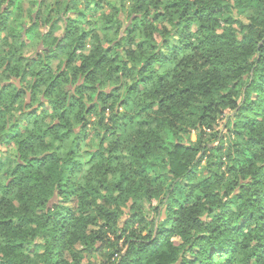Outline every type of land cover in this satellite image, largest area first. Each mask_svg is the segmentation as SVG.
<instances>
[{
    "label": "trees",
    "instance_id": "trees-1",
    "mask_svg": "<svg viewBox=\"0 0 264 264\" xmlns=\"http://www.w3.org/2000/svg\"><path fill=\"white\" fill-rule=\"evenodd\" d=\"M106 2L54 0L29 27L0 13V141L18 147L0 151V264H264V0H132L115 32L86 18ZM91 115L94 165L50 153ZM123 200L142 231L119 227Z\"/></svg>",
    "mask_w": 264,
    "mask_h": 264
},
{
    "label": "rangeland",
    "instance_id": "rangeland-1",
    "mask_svg": "<svg viewBox=\"0 0 264 264\" xmlns=\"http://www.w3.org/2000/svg\"><path fill=\"white\" fill-rule=\"evenodd\" d=\"M125 4V9L123 14H120L118 17V8L120 7V0H109V2H106L104 4V7L100 11L96 12H89L87 11V20H90L92 22H96L98 26H103L108 19V22L115 21V30H120L124 28L128 23V17L130 14V9L132 7V0H123ZM54 0H0V13H4L5 15L8 16L9 20V25L12 27H16L17 25L20 27L21 25H26L27 27L30 26L31 24V15L34 14L33 16L37 18L38 13H44L46 14L48 11L52 10L50 7H53ZM92 6V10H93ZM56 8H53V11ZM63 9V8H62ZM90 9V10H91ZM75 11L70 14L69 18L71 19H77L79 16L80 11H83V3L78 2V5L74 9ZM43 15V14H42ZM54 17L57 16V14H53ZM252 17L251 13H247L245 15L240 16L239 18L245 23L249 24V20ZM39 18V17H38ZM125 25V26H123ZM60 29L59 31L55 34L57 38H62L64 35V26L62 22H59ZM49 27V26H48ZM91 27L90 24L85 25V29L88 30ZM118 28V29H116ZM49 28H46V31H48ZM101 36H103V32L100 31ZM5 34H2L0 37H4ZM31 39H25V46L21 48L20 53L24 57H31L34 55V53L37 51H40L42 46L40 42H42V34H37L35 36L30 35L29 36ZM39 44V45H38ZM38 45V47H37ZM37 47V49H36ZM105 47H107V44L105 43ZM3 49L6 51H9V48L6 46H3ZM40 49V50H39ZM66 58H61V60H65ZM59 65V61L55 60L53 61V67L56 68ZM3 70H0V74L2 73ZM1 81V80H0ZM5 85L7 86L9 82H5V80L1 81L0 85ZM36 106V105H35ZM44 109L46 110H51L49 106H45ZM44 109L40 110L39 114H41ZM16 113V112H15ZM16 115H19V113H16ZM49 122V120H47ZM96 124V118L94 116L89 117V127L87 130V137L75 139L74 137L70 138L64 143L56 142V147L58 148L57 152L55 150H51L50 153H56V155H59L61 158L65 159L70 152L77 153L78 155V160L81 161L83 164L84 163H91L94 165L97 161L96 160H91L92 159V153L97 150L98 148V139L94 136V125ZM218 132L212 133L209 138L207 139L210 141L209 143L214 146H218L220 140L219 139H227L229 138V133L224 129V121L220 122V128L218 129ZM182 135V134H181ZM14 137V136H13ZM13 137L11 139H13ZM47 142L50 141L48 138L46 140ZM190 141L196 142L197 141V134L195 132H192L190 134ZM109 143H105L107 145ZM17 146L14 144H11L10 146H6V144L3 145V142L0 141V151H1V158L4 160L7 158L9 155L10 157L14 158L17 155ZM126 153V152H125ZM124 153V154H125ZM107 157V154L104 155ZM89 163L85 166V170L89 169ZM204 166V165H203ZM113 178V176H112ZM104 194H106L104 192ZM125 203H127V200H123ZM154 205H156V202H153ZM132 202H128L125 205L121 203L120 209L122 210V215L121 218L118 222V225L121 229H126L128 228L129 230H138L142 231L143 229L140 227L139 223H133L131 222V217L132 215L130 214V206ZM63 205L66 207H69V209L73 212L74 215H77V200L75 197L71 198L67 202H63ZM140 207L142 208V211L144 215L151 217L150 219L154 218L153 211L152 209L149 210V207L145 205L144 203H140ZM114 209H118V206L115 205L113 206ZM127 230V229H126ZM122 248L124 249V246L122 243L120 244ZM28 248V247H26ZM34 247L32 246L29 248L28 254L33 256V249ZM80 250L84 248H79ZM70 260V259H69ZM83 264H109L108 262L104 261L103 257L98 254V253H91L87 252V254L84 255L83 259Z\"/></svg>",
    "mask_w": 264,
    "mask_h": 264
}]
</instances>
